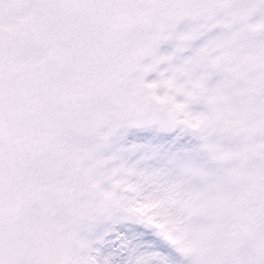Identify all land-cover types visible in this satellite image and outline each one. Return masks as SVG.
<instances>
[{
	"label": "snow or ice",
	"instance_id": "6c2138e0",
	"mask_svg": "<svg viewBox=\"0 0 264 264\" xmlns=\"http://www.w3.org/2000/svg\"><path fill=\"white\" fill-rule=\"evenodd\" d=\"M0 264H264V0H0Z\"/></svg>",
	"mask_w": 264,
	"mask_h": 264
},
{
	"label": "rangeland",
	"instance_id": "374dc122",
	"mask_svg": "<svg viewBox=\"0 0 264 264\" xmlns=\"http://www.w3.org/2000/svg\"><path fill=\"white\" fill-rule=\"evenodd\" d=\"M170 49L165 46L162 51H169ZM147 141V136L145 134H138V133H129L126 137V139L121 143L122 148H131L133 144H141L145 143ZM126 158H128L130 161H135L138 158L139 154L131 155L129 153H126Z\"/></svg>",
	"mask_w": 264,
	"mask_h": 264
}]
</instances>
